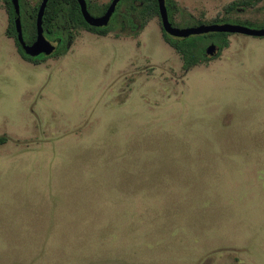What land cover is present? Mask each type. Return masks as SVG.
Returning <instances> with one entry per match:
<instances>
[{
  "label": "rangeland",
  "instance_id": "1",
  "mask_svg": "<svg viewBox=\"0 0 264 264\" xmlns=\"http://www.w3.org/2000/svg\"><path fill=\"white\" fill-rule=\"evenodd\" d=\"M232 1L170 0L171 23ZM232 17L262 29L264 1ZM110 23L34 62L0 0V264H264V37L185 69L160 16Z\"/></svg>",
  "mask_w": 264,
  "mask_h": 264
},
{
  "label": "trees",
  "instance_id": "2",
  "mask_svg": "<svg viewBox=\"0 0 264 264\" xmlns=\"http://www.w3.org/2000/svg\"><path fill=\"white\" fill-rule=\"evenodd\" d=\"M21 5V15L24 38L27 44H32L37 37V15L42 3V0H35L32 3L28 0H19ZM129 2L132 9L136 10L141 18L140 27L146 26L147 22L159 13V5L157 0H121L117 5V10L113 17L117 14L119 6L124 2ZM169 1L167 0V7L169 11V17L172 21L173 16L169 9ZM264 0H233L225 7V14L221 18H218L211 23H226L232 22V14L234 12L244 10L245 8H254L258 6ZM88 7L90 12H94L96 16L103 15L111 2L102 5L91 6L89 1ZM7 8L10 15V24L8 28V34L15 38L21 54L28 60L37 62L41 58H46V55L41 54L37 57H31L27 55L20 47L16 27L14 22V15L10 0H6ZM93 14V13H92ZM112 17V18H113ZM111 18V19H112ZM111 22V21H110ZM162 23V22H161ZM200 24H206L199 21ZM44 31L47 38L57 41V46L54 54L64 52L67 47L70 38L75 36V33L86 29L100 35H106L110 31L111 23L104 27L90 26L84 19L80 5L77 0H49L44 15ZM163 28V26H162ZM63 32V34H61ZM165 40L182 56L185 69H190L196 64L207 62L208 60V48L214 46L213 43L217 42L220 49L229 46L230 41L228 36L230 33L213 32L203 35H194L188 38H176L167 34L163 28ZM212 41L209 46H206L207 41ZM208 47V48H207ZM7 140L6 137H0V143H4Z\"/></svg>",
  "mask_w": 264,
  "mask_h": 264
},
{
  "label": "water",
  "instance_id": "3",
  "mask_svg": "<svg viewBox=\"0 0 264 264\" xmlns=\"http://www.w3.org/2000/svg\"><path fill=\"white\" fill-rule=\"evenodd\" d=\"M77 1L80 5L81 12L85 21L90 26L104 27L109 25L111 18L116 11L117 5L121 0H112L107 11L100 16L92 15L88 7L87 0H77ZM157 1L159 5V13H160L162 26L165 32L173 37L188 38L194 35H203L213 32H224L230 34L237 33V34H245L249 36L264 37V28L254 29L244 25L230 23V22L200 24L195 27L183 28V29L174 27L169 17V11L166 0H157ZM10 2L14 15L17 38L21 49L31 57H37L41 54L50 55L55 50L56 47L50 40L47 39L43 26L44 15L49 0H42V3L40 5L37 15V37L32 44H27L24 38L20 1L10 0ZM212 48L213 46L210 47V49Z\"/></svg>",
  "mask_w": 264,
  "mask_h": 264
}]
</instances>
